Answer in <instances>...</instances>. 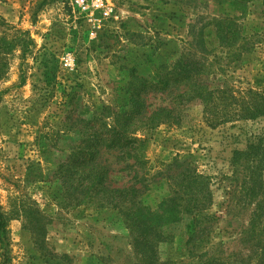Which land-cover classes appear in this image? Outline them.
I'll return each mask as SVG.
<instances>
[{
	"label": "rangeland",
	"instance_id": "rangeland-1",
	"mask_svg": "<svg viewBox=\"0 0 264 264\" xmlns=\"http://www.w3.org/2000/svg\"><path fill=\"white\" fill-rule=\"evenodd\" d=\"M87 5V12L79 13L71 0H0V211L9 264H143L124 216L97 208L100 201L76 188L78 175L63 177L68 146L80 138L75 129L64 132L66 122L74 126L106 106L124 111L135 77L153 80L160 60H175L182 52L200 60L205 53L199 40L211 55L225 58L212 24L220 18L244 19L246 41L258 46L248 55L242 52L238 62L233 58L231 80L243 86L264 82V15L255 0L244 17L234 11L233 0H88ZM172 98L144 97L150 111ZM202 118V108L191 106L179 125L137 133L145 138L142 168L122 161L118 152L103 154L101 164L111 169L110 186L140 187L144 213L157 214L171 196L177 163L186 161L184 166L211 178V210L219 212L218 227L224 229L212 239L221 244L216 249L225 256L244 252L235 234L248 214L239 216L232 207L227 215L218 181L230 173L232 152L245 149L242 130L261 124L211 129ZM190 221L168 215L151 221V228L169 236L158 245L159 263L193 264L184 242Z\"/></svg>",
	"mask_w": 264,
	"mask_h": 264
},
{
	"label": "trees",
	"instance_id": "trees-1",
	"mask_svg": "<svg viewBox=\"0 0 264 264\" xmlns=\"http://www.w3.org/2000/svg\"><path fill=\"white\" fill-rule=\"evenodd\" d=\"M251 1L233 0L234 11L244 17ZM255 1L260 4V14L264 15V0ZM241 20L220 18L212 23L219 47L227 50L225 58L211 55L212 51L199 40L205 53L200 60L189 51L182 52L175 60H160L153 80L135 77L127 91L130 100L124 111L106 106L92 112L90 118L75 122L74 126L68 122L64 126V132L75 129L80 138L68 146L63 177L69 180L78 175L76 188L88 199L100 201L97 208L117 211L124 216L131 246L143 264H161L157 257L158 245L169 236H164L163 230L151 228L150 223L153 219L161 222L167 215L173 221L190 217L184 242L187 259L194 261L193 264H264V82L256 86L248 83L243 86L240 82L235 85L228 75L233 58L238 62L242 52L248 55L258 47L246 41L245 20ZM224 59L228 61L225 64ZM148 94H171L173 98L168 105L150 111L144 99ZM196 105L202 108V119L211 129L227 124L232 127L237 123L261 124L253 130H242L245 149L232 152L230 173L221 175L218 181L225 210L233 207L238 209L239 216L248 214L246 225L235 234V240L245 253L225 256L223 249H216L221 244H214L212 239L216 231L224 229L218 227L219 212L211 210L215 206L211 178L198 174L189 164L184 166L186 161L177 163L171 196L161 203L157 214L144 213L140 187L110 186L111 169L101 164L103 154L118 152L122 161L131 160L132 166L144 167L147 163L145 138L135 135L150 133L160 125H179L185 111ZM229 212L227 215H231ZM9 262L6 220L0 211V264Z\"/></svg>",
	"mask_w": 264,
	"mask_h": 264
},
{
	"label": "built area",
	"instance_id": "built-area-1",
	"mask_svg": "<svg viewBox=\"0 0 264 264\" xmlns=\"http://www.w3.org/2000/svg\"><path fill=\"white\" fill-rule=\"evenodd\" d=\"M87 2L88 0H71V5L73 6L74 11L76 10L79 13H84L88 10Z\"/></svg>",
	"mask_w": 264,
	"mask_h": 264
}]
</instances>
